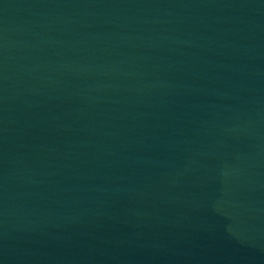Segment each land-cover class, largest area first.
I'll list each match as a JSON object with an SVG mask.
<instances>
[{
    "label": "water",
    "instance_id": "obj_1",
    "mask_svg": "<svg viewBox=\"0 0 264 264\" xmlns=\"http://www.w3.org/2000/svg\"><path fill=\"white\" fill-rule=\"evenodd\" d=\"M0 264H264V0H0Z\"/></svg>",
    "mask_w": 264,
    "mask_h": 264
}]
</instances>
